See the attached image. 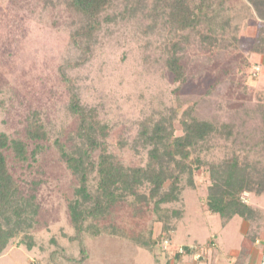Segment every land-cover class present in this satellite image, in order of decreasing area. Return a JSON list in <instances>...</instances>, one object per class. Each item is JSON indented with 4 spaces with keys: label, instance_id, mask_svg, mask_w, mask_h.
I'll list each match as a JSON object with an SVG mask.
<instances>
[{
    "label": "rangeland",
    "instance_id": "374dc122",
    "mask_svg": "<svg viewBox=\"0 0 264 264\" xmlns=\"http://www.w3.org/2000/svg\"><path fill=\"white\" fill-rule=\"evenodd\" d=\"M66 1L0 0V132L26 141L27 161L16 159L11 149L5 150L6 160L21 193L34 195L38 206L31 226L22 229L0 254V264H76L66 256L80 257L81 247L90 256L88 264H130L134 248L128 243L137 236L141 242L157 238L150 251L169 253L161 247L165 237L168 249L190 241L181 230L206 208L209 163L236 156L264 168V55L249 51L258 20L245 0H232L226 35L230 41L237 34L236 44L226 40L208 53L195 36L186 33L181 50L186 78L179 85L165 65L162 49L173 34L165 33L160 21L153 23L152 0H142L143 10L126 19L119 16L125 1L118 0L108 11L116 18L103 22L91 42L80 43L72 35L84 21ZM235 27L241 28L240 34ZM248 74L257 77L255 85L244 84ZM69 85L80 103L95 107L100 120L109 125L108 150L127 167L144 166L147 161L148 147L139 136L141 124L170 115L172 108L178 113L173 120L177 134L181 133L179 115L194 105L198 117L228 124L233 138L214 137L196 152L207 164L195 172L194 187L182 175L177 201L155 207L145 184L137 195L117 203L99 221L93 220L99 224V236L85 231L80 241L73 236L67 208L78 181L57 148L61 144L72 150L80 142L77 117L69 108ZM32 111L40 113L48 141L26 137V116ZM94 184L92 176L90 186ZM241 199L246 202L245 192ZM160 233L163 240L158 238ZM28 240L33 242L30 249ZM139 251L138 257L148 255Z\"/></svg>",
    "mask_w": 264,
    "mask_h": 264
},
{
    "label": "trees",
    "instance_id": "16d2710c",
    "mask_svg": "<svg viewBox=\"0 0 264 264\" xmlns=\"http://www.w3.org/2000/svg\"><path fill=\"white\" fill-rule=\"evenodd\" d=\"M117 1L67 0V7L81 15L84 21L73 32V40L78 43L82 40L91 42L103 22L110 23L116 18V14L108 11L115 8ZM124 1L125 5L119 13L123 19L132 18L143 10L142 0ZM231 1L152 0L149 14L153 23L160 21L165 33L173 34L164 41L162 49L165 65L179 85L186 78L185 67L181 61L182 43L186 39V33L196 37L203 51L212 53L217 50L221 42L229 41L226 30L231 23L228 20L230 16H227ZM245 2L248 11L258 20L249 51L264 55V0ZM239 27H235V30ZM240 29L237 30L239 34ZM238 40L240 38L237 34L232 35L229 43L236 44ZM83 51L87 52L88 47H83ZM250 64L245 62V66L249 67ZM244 81L246 86H253L257 77L248 74ZM69 92V108L77 117L76 135L80 142L72 150L61 144L57 148L61 159L78 181L74 197L68 201L67 208L74 228L73 236H77L80 241L82 232L85 231L94 236L100 235L99 224L93 220L99 221L117 203L137 195L140 187L145 184L148 186V198L155 207L177 201L181 192L179 183L182 175L185 173L189 186L194 187L195 172L207 164L196 152L207 147L214 137L233 138V130L228 124H218L198 117L194 105L184 108L179 115L181 133L177 134L173 120L178 113L172 108L170 115L141 124L139 136L148 147L147 161L144 166L127 167L109 152L107 137L110 127L100 120L96 108L83 106L71 85ZM25 135L33 142L48 141L47 129L38 111H32L26 116ZM6 149H11L15 158L20 161H27L29 157L26 141L10 138L6 133L0 132V254L22 229L31 226L30 221L38 210L34 195H23L9 171ZM207 171L210 180L204 202L207 210L219 214L224 220L235 215L250 219L257 212L241 199V194H264V168L258 169L236 156H231L212 161ZM253 173L258 179L252 176ZM92 176L95 178L94 187L90 186ZM161 235L162 233L158 238ZM140 238L135 237L134 242L148 250H152L158 243L157 238L146 242H141ZM26 246L28 249L32 248V240H28ZM184 247L185 252H190L188 245ZM80 255L77 258L68 255L66 259L76 261V264L81 263L86 258L83 247Z\"/></svg>",
    "mask_w": 264,
    "mask_h": 264
},
{
    "label": "crops",
    "instance_id": "0c3cea01",
    "mask_svg": "<svg viewBox=\"0 0 264 264\" xmlns=\"http://www.w3.org/2000/svg\"><path fill=\"white\" fill-rule=\"evenodd\" d=\"M245 194L246 203L257 211L250 219L235 215L224 220L219 214L207 210L205 206V210L200 209L198 218L187 221L189 224L181 232L188 235L190 241L178 245L198 246L202 251L200 258L195 257L193 250L180 255H171L163 251L155 253L131 241L128 244L134 249L130 251L129 258L132 259L130 264H260L264 252V201H260V198L264 199V194L256 195L251 192ZM185 218L184 216L182 220ZM194 225H196L195 230L192 228ZM196 230L200 231L196 232ZM177 231L176 229L173 233L176 234ZM211 242L213 245L209 244ZM139 250L147 252L148 255L143 256V253H139L142 256L138 257ZM88 261L90 256L86 252V258L81 264H86Z\"/></svg>",
    "mask_w": 264,
    "mask_h": 264
},
{
    "label": "built area",
    "instance_id": "2783aa9c",
    "mask_svg": "<svg viewBox=\"0 0 264 264\" xmlns=\"http://www.w3.org/2000/svg\"><path fill=\"white\" fill-rule=\"evenodd\" d=\"M167 244H169V239L166 238L162 241V244H161L162 250L169 252L172 255L185 253V247L183 245L174 246V247L168 249ZM209 244L213 245L212 242ZM188 248L190 250H193V252H194L193 254L195 255V257L197 259L202 256V253H201L202 251H201V249L199 250L198 246L188 245ZM260 264H264V252L262 253L261 258H260Z\"/></svg>",
    "mask_w": 264,
    "mask_h": 264
}]
</instances>
